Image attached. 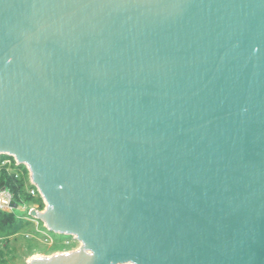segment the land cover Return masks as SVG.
I'll list each match as a JSON object with an SVG mask.
<instances>
[{"label":"water","instance_id":"1","mask_svg":"<svg viewBox=\"0 0 264 264\" xmlns=\"http://www.w3.org/2000/svg\"><path fill=\"white\" fill-rule=\"evenodd\" d=\"M0 156L27 264H264V0H0Z\"/></svg>","mask_w":264,"mask_h":264},{"label":"rangeland","instance_id":"2","mask_svg":"<svg viewBox=\"0 0 264 264\" xmlns=\"http://www.w3.org/2000/svg\"><path fill=\"white\" fill-rule=\"evenodd\" d=\"M29 192L34 194L32 190H29ZM0 194L3 195L6 201V204H1L0 206L2 210L8 212L14 210L20 212L21 209L27 211L31 209H36L38 211L44 210H39L37 205L32 204H24L19 206L18 209H10L8 208V203L13 201L11 194L6 190H2ZM17 215L19 216L18 213ZM40 226L38 222L34 221L32 225L22 229L19 233L11 235L8 238L7 245L5 241L6 238L0 235V261L2 260L3 264H27V262L34 257H47L56 253L74 251L79 248L80 244L78 242L70 239H59V237H55L43 231Z\"/></svg>","mask_w":264,"mask_h":264},{"label":"trees","instance_id":"3","mask_svg":"<svg viewBox=\"0 0 264 264\" xmlns=\"http://www.w3.org/2000/svg\"><path fill=\"white\" fill-rule=\"evenodd\" d=\"M2 190H6L8 193H10L12 200L18 204V206L32 204L37 205L39 210H42L45 207V204L37 189L30 183L29 172L27 168L24 165H17L13 158L6 156H0V192ZM29 190H32L35 195L30 193ZM33 222L34 220L29 217L27 210L24 212H17L15 210L8 212L0 208V235L6 238V245L8 238L11 235L19 233L22 229L32 225ZM38 223L41 225L40 227L43 229V231L47 232L48 234L59 237V239L72 240L70 237L51 233L43 227L41 222ZM0 264H3L2 260L0 261Z\"/></svg>","mask_w":264,"mask_h":264},{"label":"bare ground","instance_id":"4","mask_svg":"<svg viewBox=\"0 0 264 264\" xmlns=\"http://www.w3.org/2000/svg\"><path fill=\"white\" fill-rule=\"evenodd\" d=\"M1 204H6V201H5L2 194H0V206H1Z\"/></svg>","mask_w":264,"mask_h":264}]
</instances>
